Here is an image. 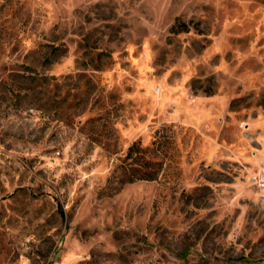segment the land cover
Segmentation results:
<instances>
[{"label":"rangeland","instance_id":"1","mask_svg":"<svg viewBox=\"0 0 264 264\" xmlns=\"http://www.w3.org/2000/svg\"><path fill=\"white\" fill-rule=\"evenodd\" d=\"M262 183L264 0H0V264H264Z\"/></svg>","mask_w":264,"mask_h":264},{"label":"built area","instance_id":"2","mask_svg":"<svg viewBox=\"0 0 264 264\" xmlns=\"http://www.w3.org/2000/svg\"><path fill=\"white\" fill-rule=\"evenodd\" d=\"M262 186H264V183H262Z\"/></svg>","mask_w":264,"mask_h":264},{"label":"trees","instance_id":"3","mask_svg":"<svg viewBox=\"0 0 264 264\" xmlns=\"http://www.w3.org/2000/svg\"><path fill=\"white\" fill-rule=\"evenodd\" d=\"M132 148H134V147H132Z\"/></svg>","mask_w":264,"mask_h":264}]
</instances>
